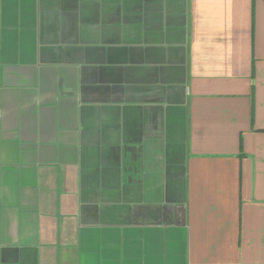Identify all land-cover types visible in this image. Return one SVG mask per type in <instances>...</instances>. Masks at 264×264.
Wrapping results in <instances>:
<instances>
[{
    "label": "crops",
    "instance_id": "obj_1",
    "mask_svg": "<svg viewBox=\"0 0 264 264\" xmlns=\"http://www.w3.org/2000/svg\"><path fill=\"white\" fill-rule=\"evenodd\" d=\"M0 264H264V0H0Z\"/></svg>",
    "mask_w": 264,
    "mask_h": 264
}]
</instances>
